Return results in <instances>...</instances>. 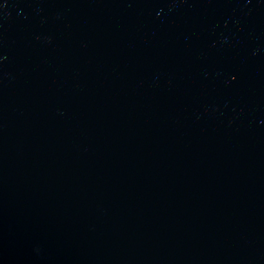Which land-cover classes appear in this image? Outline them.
I'll return each mask as SVG.
<instances>
[{
    "label": "water",
    "instance_id": "obj_1",
    "mask_svg": "<svg viewBox=\"0 0 264 264\" xmlns=\"http://www.w3.org/2000/svg\"><path fill=\"white\" fill-rule=\"evenodd\" d=\"M0 264H264V0H0Z\"/></svg>",
    "mask_w": 264,
    "mask_h": 264
}]
</instances>
